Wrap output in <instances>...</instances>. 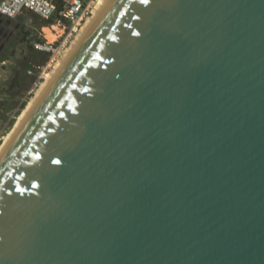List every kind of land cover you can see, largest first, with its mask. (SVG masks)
I'll return each instance as SVG.
<instances>
[{"label":"water","instance_id":"water-1","mask_svg":"<svg viewBox=\"0 0 264 264\" xmlns=\"http://www.w3.org/2000/svg\"><path fill=\"white\" fill-rule=\"evenodd\" d=\"M0 264H264V0H114L0 166Z\"/></svg>","mask_w":264,"mask_h":264},{"label":"rangeland","instance_id":"rangeland-1","mask_svg":"<svg viewBox=\"0 0 264 264\" xmlns=\"http://www.w3.org/2000/svg\"><path fill=\"white\" fill-rule=\"evenodd\" d=\"M53 24L57 22H44L28 13L12 19L0 16V143L47 72L53 55L55 60L62 51L59 41L53 43L56 53L35 48L47 43L42 27Z\"/></svg>","mask_w":264,"mask_h":264},{"label":"bare ground","instance_id":"bare-ground-1","mask_svg":"<svg viewBox=\"0 0 264 264\" xmlns=\"http://www.w3.org/2000/svg\"><path fill=\"white\" fill-rule=\"evenodd\" d=\"M113 2L114 0H93L90 6V14L76 28V33L70 39L68 38L70 26L64 21L59 20L56 21L57 24L42 27V33L48 43L46 44L53 47L55 45L53 43L59 41L57 45L62 48V51L55 60L56 55H53L47 65V72L43 74L42 80L15 117L8 132L1 138L0 166Z\"/></svg>","mask_w":264,"mask_h":264},{"label":"built area","instance_id":"built-area-1","mask_svg":"<svg viewBox=\"0 0 264 264\" xmlns=\"http://www.w3.org/2000/svg\"><path fill=\"white\" fill-rule=\"evenodd\" d=\"M93 0H0V16L15 18L23 13L36 16L44 22L64 21L69 26V36L72 38L76 28L90 14ZM39 52L56 53L57 50L47 45H36ZM34 68V67H33ZM31 72V71H29Z\"/></svg>","mask_w":264,"mask_h":264},{"label":"snow or ice","instance_id":"snow-or-ice-1","mask_svg":"<svg viewBox=\"0 0 264 264\" xmlns=\"http://www.w3.org/2000/svg\"><path fill=\"white\" fill-rule=\"evenodd\" d=\"M143 2H146V0H143Z\"/></svg>","mask_w":264,"mask_h":264}]
</instances>
